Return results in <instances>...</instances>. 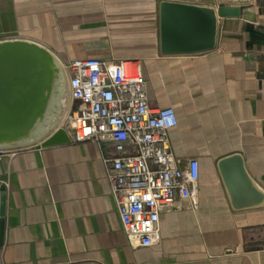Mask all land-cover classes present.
Instances as JSON below:
<instances>
[{
	"label": "crops",
	"instance_id": "1",
	"mask_svg": "<svg viewBox=\"0 0 264 264\" xmlns=\"http://www.w3.org/2000/svg\"><path fill=\"white\" fill-rule=\"evenodd\" d=\"M162 1L217 7L218 0H0V39L45 45L60 59L136 58L152 107H173L179 166L197 159L194 199L160 214V239L125 234L103 162L114 143L84 141L0 156L7 207L0 264H264V205L234 209L217 162L239 153L264 190V0L218 18L216 46L160 51ZM10 152V151H9Z\"/></svg>",
	"mask_w": 264,
	"mask_h": 264
},
{
	"label": "built area",
	"instance_id": "2",
	"mask_svg": "<svg viewBox=\"0 0 264 264\" xmlns=\"http://www.w3.org/2000/svg\"><path fill=\"white\" fill-rule=\"evenodd\" d=\"M71 104L62 126L71 141L99 145L110 139L115 153L103 162L123 230L134 246L160 239V214L197 192L199 163L178 164L169 132L178 124L173 107H152L142 62L136 58H76L63 62ZM12 151H4L0 156Z\"/></svg>",
	"mask_w": 264,
	"mask_h": 264
},
{
	"label": "water",
	"instance_id": "3",
	"mask_svg": "<svg viewBox=\"0 0 264 264\" xmlns=\"http://www.w3.org/2000/svg\"><path fill=\"white\" fill-rule=\"evenodd\" d=\"M247 1L218 0L217 7L162 1L161 53L213 50L218 18L239 16L241 5ZM70 104L68 72L55 52L29 39H0V153L70 143V135L62 126ZM217 167L234 209L264 205V190L247 172L241 154L222 157ZM6 207V185L0 180V247L4 243Z\"/></svg>",
	"mask_w": 264,
	"mask_h": 264
},
{
	"label": "bare ground",
	"instance_id": "4",
	"mask_svg": "<svg viewBox=\"0 0 264 264\" xmlns=\"http://www.w3.org/2000/svg\"><path fill=\"white\" fill-rule=\"evenodd\" d=\"M67 112H68V110H67ZM66 115H67V113H66ZM66 115H65V117H66ZM65 117H64V118H65ZM63 120H64V119H63ZM62 123H63V122H62Z\"/></svg>",
	"mask_w": 264,
	"mask_h": 264
},
{
	"label": "rangeland",
	"instance_id": "5",
	"mask_svg": "<svg viewBox=\"0 0 264 264\" xmlns=\"http://www.w3.org/2000/svg\"><path fill=\"white\" fill-rule=\"evenodd\" d=\"M62 61H63V62H66V60H63V59H62Z\"/></svg>",
	"mask_w": 264,
	"mask_h": 264
}]
</instances>
